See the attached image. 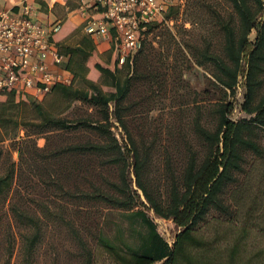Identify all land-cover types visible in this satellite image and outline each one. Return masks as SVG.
I'll use <instances>...</instances> for the list:
<instances>
[{
	"label": "trees",
	"instance_id": "1",
	"mask_svg": "<svg viewBox=\"0 0 264 264\" xmlns=\"http://www.w3.org/2000/svg\"><path fill=\"white\" fill-rule=\"evenodd\" d=\"M224 1L230 3L232 13L215 17V25L222 36L220 47L215 48L212 43L202 46L183 43V48L197 66L208 71L210 84L225 98H205L209 94L207 89L195 92L205 99L201 98L203 102L195 106L191 115L188 114L183 126L169 130L170 140L166 142L135 137L128 128L127 116L137 103H126L132 85L144 79L151 83L158 81L157 74L141 72L137 67L149 53L148 46L145 47L146 35L161 22L148 26L140 48L123 64H119L118 55L112 51L108 61L101 60L93 53L94 45L86 37L81 39L82 48L59 45L60 52L69 56L66 67L73 72L72 84H54L40 101L29 100L12 89L0 92V96H4V100H0V131L3 134H12L21 125L32 127L33 133L70 129L83 132L86 134L84 139L79 138L42 158L70 157L74 164L77 162L73 169L80 167L79 172L90 171L96 180L99 179L97 183H89L86 189L80 188L78 194L80 200L92 202L96 207L99 205L86 220L69 219L49 209L45 213L33 212L26 204L9 203L12 218L21 228L19 264H37L38 248L46 240V229L51 220L64 226L71 247L68 253L75 264H98L103 260L108 264H153L156 260L153 252L161 238L156 225L146 218L144 211L135 210L145 203L157 218L171 219L178 228L160 264H264V249H253L244 255L252 210L248 207L246 220L239 225L243 219L239 213L241 200L234 193L240 177L250 169V159H264L261 145L264 133V0ZM176 9L177 6H170L166 18ZM177 49L184 56L181 49ZM87 63L108 76L114 91L105 93L86 79L89 89L73 87L75 80L88 72ZM122 69L128 73L120 86L117 72ZM241 76L240 110L245 117L234 119L235 102L226 98L236 96ZM78 102L95 109V118L69 120L65 113ZM109 103L113 104L112 110ZM29 110L36 116L26 120L25 114ZM112 122L123 131L125 142L112 133ZM2 154L0 149V160ZM152 157H163L167 171L163 190L148 177ZM86 161L92 167L81 169V164ZM130 168L136 189L129 178ZM106 170L113 171L114 179L107 178ZM13 172L11 162L0 173V202L9 194ZM101 206L118 208L129 212L130 218H138L146 228L139 236L140 243L132 247L124 242L113 244L104 238L94 219ZM213 221L219 225L226 221L230 229L241 227L240 236L232 244H225L218 234H208V238L200 235L199 232L208 230L207 226ZM13 237L7 233L5 244L0 245V264L11 263L15 247Z\"/></svg>",
	"mask_w": 264,
	"mask_h": 264
},
{
	"label": "rangeland",
	"instance_id": "2",
	"mask_svg": "<svg viewBox=\"0 0 264 264\" xmlns=\"http://www.w3.org/2000/svg\"><path fill=\"white\" fill-rule=\"evenodd\" d=\"M173 6H177L176 12L168 17V23H162L154 28L145 40V47L148 46L149 53L147 58L138 64L137 70L141 72L150 71L158 75V81L151 83L150 80L137 82L131 86V91L127 101L137 103L136 107L127 116L128 128L135 137H142L144 140L157 143L170 140L168 136L170 129H176L187 122L188 114H192L197 104H201L204 98L202 94L195 95V92L209 90V96L205 98H215L223 93L214 89L210 84L211 76L208 71L197 66L188 52L183 48V43L191 46H202L205 43H212L215 48H219L222 36L219 34L215 25V17L220 14L224 17L232 13L230 3L224 0H172ZM254 33L250 38L253 39ZM107 44L110 43L107 41ZM178 45V46H176ZM110 46V45H109ZM180 48L183 54L177 48ZM106 54V61L109 59ZM100 57V55H99ZM87 73L83 77L75 80L74 88L89 89L85 79L96 84L105 93L114 91L110 86V79L105 74L97 71L89 63L85 64ZM128 73L127 70L117 72L118 83L124 84L123 77ZM243 77L239 78V89L235 97L228 96L235 102V109L232 113L234 119L244 118V113L240 110L241 98L240 91L243 89ZM163 86V87H162ZM202 98V99H201ZM204 98V99H205ZM4 100V96H0ZM29 100H32L29 98ZM206 104L208 101H204ZM110 104V110L113 104ZM95 109L89 108L82 102L74 103L73 107L65 113L71 120L79 118H95ZM35 113L29 110L25 114L26 120L32 119ZM112 120V118H111ZM112 124V133L123 143V131L116 123ZM32 127L26 128L19 126L6 136L0 131V149L2 158L0 160V173L13 162V181L9 194L0 202V245L8 234H12L15 240V247L10 264H19V235L21 228L13 220L9 211V203L17 202L26 204V207L33 212L45 213L50 210L60 213L62 216L79 220L89 219L98 207L92 202L80 200L78 197L80 188H88L89 183L99 181L92 172H79L80 167L73 169L77 163H73L70 157L63 159H53L51 157L43 159L52 151L60 149L64 145L76 142L79 138L84 139L85 133L70 130H53L44 133H33ZM3 132V133H2ZM29 135V136H28ZM261 145L264 147V133ZM177 158H179L177 156ZM131 162V160H129ZM89 162L81 164V169L87 170L92 166ZM250 169L240 177V184L235 188V195L239 198V213L244 224L245 214L251 206V221L248 223L247 232L249 240L245 245L244 255H248L256 249H264V159L252 160ZM248 166V167H249ZM107 171V178L114 179V173ZM130 180L134 185V176L130 168ZM167 171L164 168L163 157H152L149 165L148 177L153 184L161 190L164 189ZM140 199L144 202L141 191ZM148 205H139L135 210H142L155 220L157 217L150 210ZM253 207V208H252ZM79 217H73V216ZM130 213L118 208H104L98 210L97 217L100 233L104 238L113 244L124 242L129 246H136L140 243V237L146 231L138 218H130ZM169 220V221H168ZM171 219L157 223L160 233L170 241L174 240L178 232L177 226ZM46 229L45 242L38 248L37 264H75L69 255L71 250L67 239L64 226L57 221H49ZM241 225V226H242ZM203 233L206 238L208 234L215 233L221 236L223 243H233L239 235L240 228L230 229L229 223L224 221L220 225L214 221L207 226ZM173 242V241H172ZM242 246V245H240ZM243 249V248H242ZM108 264L101 261L98 264ZM113 264V263H112Z\"/></svg>",
	"mask_w": 264,
	"mask_h": 264
},
{
	"label": "built area",
	"instance_id": "3",
	"mask_svg": "<svg viewBox=\"0 0 264 264\" xmlns=\"http://www.w3.org/2000/svg\"><path fill=\"white\" fill-rule=\"evenodd\" d=\"M83 31L90 38H104L119 64L140 48L150 24L168 23L172 0H76ZM32 6L0 10V92L15 90L40 101L54 84L70 85L73 72L68 55L53 39L61 22L42 26L32 20Z\"/></svg>",
	"mask_w": 264,
	"mask_h": 264
},
{
	"label": "crops",
	"instance_id": "4",
	"mask_svg": "<svg viewBox=\"0 0 264 264\" xmlns=\"http://www.w3.org/2000/svg\"><path fill=\"white\" fill-rule=\"evenodd\" d=\"M25 2L32 6L31 17L36 23L48 26L55 22H61L60 31L53 36L58 45L75 49L82 48L81 39L86 37L94 45L93 53L98 57L100 55L99 58L106 61V54L111 51L110 46L104 38H90L84 33L82 16L77 8L76 0H0V10L14 9L16 11ZM145 216L155 225L166 220L161 218L153 220L149 215L145 214ZM156 231L161 239L158 242V248L153 252L156 259L153 264H160L165 259L166 252L173 240L170 241L163 236L158 227H156Z\"/></svg>",
	"mask_w": 264,
	"mask_h": 264
}]
</instances>
